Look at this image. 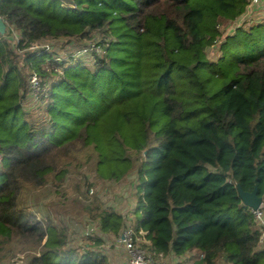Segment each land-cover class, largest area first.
I'll return each mask as SVG.
<instances>
[{
	"label": "trees",
	"instance_id": "1",
	"mask_svg": "<svg viewBox=\"0 0 264 264\" xmlns=\"http://www.w3.org/2000/svg\"><path fill=\"white\" fill-rule=\"evenodd\" d=\"M249 8L250 0H0V247L19 240L37 252L29 264H107L101 251L66 248L64 230L21 207L29 189L62 180L61 155L88 147L99 178L136 173L132 227L155 253L264 264L261 232L236 189L256 187L264 202V18L220 29ZM12 29L18 49L102 35L92 66L43 47L23 53L44 88L41 117L22 105L29 83ZM97 215L102 234L125 225L116 211Z\"/></svg>",
	"mask_w": 264,
	"mask_h": 264
},
{
	"label": "rangeland",
	"instance_id": "2",
	"mask_svg": "<svg viewBox=\"0 0 264 264\" xmlns=\"http://www.w3.org/2000/svg\"><path fill=\"white\" fill-rule=\"evenodd\" d=\"M254 4L238 20L229 23L223 22L220 25L223 35L231 33L239 25L246 26L264 18V0ZM101 36L100 33L94 32L91 38H44L35 43L37 47H47L59 58L73 54L86 66H92L93 59L92 56H89L90 51L84 49L92 48V46L96 48V42L101 40ZM18 38V32L13 30L9 40L15 47V52L19 56L17 59L28 80V75L33 70L27 68L22 56L30 48H16ZM207 53L209 59L213 60L218 57L220 52L214 47H210ZM55 77L50 76L47 79L52 80ZM43 89L41 87L35 92H31V89L28 88L22 101L24 109L34 116H43L39 111L46 99ZM58 161L60 167L65 171L62 180L49 178L42 187L29 189L23 196L21 207L34 212L37 219L50 218L57 227L64 230L66 248L98 250L105 255L107 264H126L122 247L115 243L122 229L118 235L102 234L103 232L99 230L97 214L100 209L116 211L123 216L125 224L123 227L127 225L132 227L131 220L136 200V173L132 171L119 181L99 178L95 171L96 155L88 147L71 152L67 157L61 155ZM140 238L144 242L145 232L140 233ZM95 239L100 243L95 244ZM147 243L149 245L150 241ZM36 253L35 250L24 247L19 240H13L0 247V264H29L31 256ZM198 258L196 251L177 258L170 253L163 256L168 264H201Z\"/></svg>",
	"mask_w": 264,
	"mask_h": 264
},
{
	"label": "built area",
	"instance_id": "3",
	"mask_svg": "<svg viewBox=\"0 0 264 264\" xmlns=\"http://www.w3.org/2000/svg\"><path fill=\"white\" fill-rule=\"evenodd\" d=\"M260 0H250V7L255 5L254 3H258ZM6 33V25H5V32ZM13 33V29L11 31ZM18 41V40H17ZM16 41V42H17ZM31 51H38L42 47H37V44L34 43L31 46H29ZM45 49H48L47 47H43ZM84 50H89V51H99V48L96 46H92V48L88 47L85 48ZM41 79L39 75L32 71L28 75V83H29V88L31 89V92H35L38 88H41ZM1 154H0V161H1ZM251 211L254 215V220L256 223V226L259 228L261 232V237H260V246H264V208H263V202L259 205L258 208L252 209ZM143 232L140 230L137 233H135L133 227L127 225L122 228L121 233L118 236L117 241L115 242L117 246H121L123 253L126 257V264H168L165 262L163 259V253H155L152 251L149 246L148 240L144 239L143 240L140 238V233Z\"/></svg>",
	"mask_w": 264,
	"mask_h": 264
},
{
	"label": "water",
	"instance_id": "4",
	"mask_svg": "<svg viewBox=\"0 0 264 264\" xmlns=\"http://www.w3.org/2000/svg\"><path fill=\"white\" fill-rule=\"evenodd\" d=\"M4 32H5V23L0 18V33L3 34ZM236 189L242 201V204H244L245 206H248L252 209H256L263 202L262 197L258 196L257 194L256 187H254L251 191H244L241 188V186L237 183Z\"/></svg>",
	"mask_w": 264,
	"mask_h": 264
}]
</instances>
